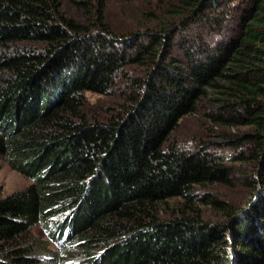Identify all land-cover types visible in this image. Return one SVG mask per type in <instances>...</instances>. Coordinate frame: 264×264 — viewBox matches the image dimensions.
Wrapping results in <instances>:
<instances>
[{
  "label": "trees",
  "instance_id": "1",
  "mask_svg": "<svg viewBox=\"0 0 264 264\" xmlns=\"http://www.w3.org/2000/svg\"><path fill=\"white\" fill-rule=\"evenodd\" d=\"M157 1L152 24L118 32L107 0H71L80 19L61 0H0V157L31 179L0 197V264H58L37 227L82 264H264V0ZM119 80L121 110L89 118L85 93ZM200 107L230 156L170 143ZM234 177L240 203L194 193Z\"/></svg>",
  "mask_w": 264,
  "mask_h": 264
},
{
  "label": "rangeland",
  "instance_id": "2",
  "mask_svg": "<svg viewBox=\"0 0 264 264\" xmlns=\"http://www.w3.org/2000/svg\"><path fill=\"white\" fill-rule=\"evenodd\" d=\"M61 2L64 12L69 16L78 19L82 18L83 11L77 9L71 0H61ZM159 8L161 7H159L157 0H107L106 21L112 29L118 32L137 30L145 28L148 24H152L151 22H147L143 13ZM123 82L119 80L113 91L107 94L85 93L84 111L89 118L97 117L100 120H107L121 110V106L125 102L123 95L125 94V90L126 92L128 91V85L126 89V86L123 87L122 85ZM215 131H221V128L213 126L205 115L204 107H200L197 113L187 115L181 119L179 125L171 135L170 143L183 151L196 150L198 146L206 143L207 148L211 152H216L226 157L227 155L230 156L232 148L228 144L222 146V139L216 135ZM233 181L234 183L230 187L223 184H215L209 187L196 186L194 193L211 192L233 203H240L246 195L245 186L242 185V181L238 177H234ZM30 183V178L13 170L8 165L6 158L0 157V197H5L13 192L25 189ZM183 202V199L177 198L166 202H159L156 205L158 216L163 219L172 217L173 211L177 212V208ZM194 205L201 207L205 218L214 221L223 220L219 212L214 211L211 207L199 204L198 200H195ZM34 234L40 238L39 241L46 242L49 245L48 250L41 252L40 256L44 260L49 259L48 256L52 255L50 251L58 250L60 251L58 264H82L79 262L80 254L77 251L78 247H76V253L74 254H63L64 248L67 245L66 242H63V238L53 239L49 231L41 227H37L34 230Z\"/></svg>",
  "mask_w": 264,
  "mask_h": 264
}]
</instances>
